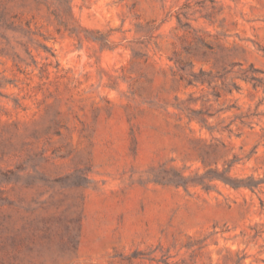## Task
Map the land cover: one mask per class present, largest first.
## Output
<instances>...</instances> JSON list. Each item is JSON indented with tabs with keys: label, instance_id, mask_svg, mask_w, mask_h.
<instances>
[{
	"label": "rangeland",
	"instance_id": "374dc122",
	"mask_svg": "<svg viewBox=\"0 0 264 264\" xmlns=\"http://www.w3.org/2000/svg\"><path fill=\"white\" fill-rule=\"evenodd\" d=\"M0 264H264V0H0Z\"/></svg>",
	"mask_w": 264,
	"mask_h": 264
}]
</instances>
